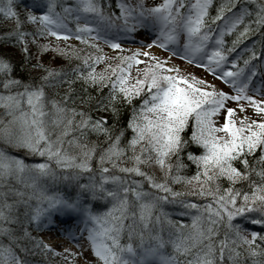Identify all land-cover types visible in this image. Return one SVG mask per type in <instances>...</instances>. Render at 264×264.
<instances>
[{"label": "snow or ice", "instance_id": "1", "mask_svg": "<svg viewBox=\"0 0 264 264\" xmlns=\"http://www.w3.org/2000/svg\"><path fill=\"white\" fill-rule=\"evenodd\" d=\"M213 4L0 0V264H264V0Z\"/></svg>", "mask_w": 264, "mask_h": 264}, {"label": "rangeland", "instance_id": "2", "mask_svg": "<svg viewBox=\"0 0 264 264\" xmlns=\"http://www.w3.org/2000/svg\"><path fill=\"white\" fill-rule=\"evenodd\" d=\"M153 35L151 33L145 34V35H139L135 38V40L130 39L129 41L125 42L122 44V46L127 45V47H129V49L133 50L134 48H140V44L141 42H143L144 44H150L152 43V39H153ZM149 49H142V51H148ZM153 54L158 55L162 58H167L170 54L168 52H164L158 48H152L150 50ZM105 52L108 54H111L112 51L110 49L105 48ZM47 59V57H46ZM206 62V61H205ZM170 64L176 65L177 67H179L181 69V73L182 74H194L197 77L203 78L206 81H208L211 84H214L216 86L217 89L219 90H223L226 93H229L230 95H235L234 92H232V90L226 85L224 84L221 80L216 79L214 76H212L211 74L207 73L204 71L203 68H198L195 67L194 65H189L187 64L185 61H183L182 59L173 57L170 61ZM251 93V92H250ZM228 106L229 107H237V105L234 102H228ZM247 114L249 115H253V113L250 111L249 108H247ZM256 118V117H254ZM53 234L55 235L56 233L53 232ZM61 239V238H59ZM76 246V245H75ZM56 250L60 251L62 249L56 247ZM63 251V250H62ZM77 264H83L82 259H79L76 261Z\"/></svg>", "mask_w": 264, "mask_h": 264}, {"label": "trees", "instance_id": "3", "mask_svg": "<svg viewBox=\"0 0 264 264\" xmlns=\"http://www.w3.org/2000/svg\"><path fill=\"white\" fill-rule=\"evenodd\" d=\"M150 2H151V0H150ZM157 2H159V0H157ZM218 3H219V0H214L213 8L210 9V15H215V7H216V4H218ZM212 27L215 28V25H213ZM233 39H234V36H226L225 37L226 46H229L230 47L231 46V42H232ZM257 39H258V37H251L248 40H246L243 44H241L238 47L237 53L240 52L246 45H248V43H250L252 41L254 42ZM237 53L230 54L229 55V61H231L232 59H234L235 56L237 55ZM19 58H20L19 55H17V56L14 57V60H18ZM61 62L62 61H58V63H61ZM141 67H143V65H141ZM133 73H135V69H133ZM55 264H64V262L59 257H56L55 258Z\"/></svg>", "mask_w": 264, "mask_h": 264}]
</instances>
